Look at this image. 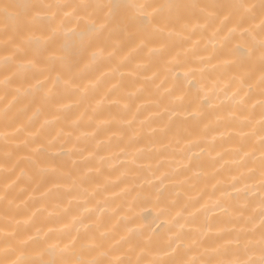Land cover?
Segmentation results:
<instances>
[{
  "label": "bare ground",
  "instance_id": "obj_1",
  "mask_svg": "<svg viewBox=\"0 0 264 264\" xmlns=\"http://www.w3.org/2000/svg\"><path fill=\"white\" fill-rule=\"evenodd\" d=\"M174 2L227 4L237 0ZM248 2L258 4L259 0ZM205 23L193 16L190 27L172 38L163 57L150 53L159 43L141 47L140 38L127 32L105 34L87 54L103 49L102 55L79 81L82 87L89 81L95 87L61 91L56 105L45 102L40 94L26 93V79H17L7 92L0 85V241L5 233L27 239L37 229L41 237L49 230L58 236L65 232L75 236L79 229L86 243L87 236L106 232L101 251L108 256L85 253V259L115 256L133 264L137 260L151 264L167 259L168 236L185 224L186 242L199 243L184 258L200 261L208 259L206 248L225 245L229 230L235 237L241 228H250L245 225L248 217L259 223L264 196L259 186L264 86L259 83L258 66H220L231 59L220 55L227 29L219 31V22L197 27ZM252 23L259 24V19ZM237 42L234 39L232 44ZM72 59L81 69L89 63L80 55ZM247 72L253 73L251 78ZM5 75L11 74L0 70V81ZM180 96L182 103L177 99ZM59 105L70 107L56 112ZM173 110L178 114L172 115ZM58 134L62 139L55 148L37 151ZM52 157L47 170L33 163ZM250 169L255 173L250 175ZM225 192L233 193L226 213L212 207ZM240 216L244 219L238 220ZM122 237L128 242H121ZM148 237L151 245L143 243ZM252 239H259L258 231ZM64 243L69 240L60 246ZM259 256L258 248L245 253L243 247L237 252L233 245L228 255L218 259L258 260Z\"/></svg>",
  "mask_w": 264,
  "mask_h": 264
},
{
  "label": "snow or ice",
  "instance_id": "obj_2",
  "mask_svg": "<svg viewBox=\"0 0 264 264\" xmlns=\"http://www.w3.org/2000/svg\"><path fill=\"white\" fill-rule=\"evenodd\" d=\"M193 16L206 22L205 25L197 24V27H206L208 24L219 22L221 25L219 31L227 29L220 55L231 59L223 60L220 66L225 69L232 67L250 69L258 66L259 83L264 86V0H259L258 4L249 3L248 0H237L227 4H187L174 0L160 3H141L139 0H107V2L95 0V2L79 3L62 2V0L3 2L0 3V25H2L0 52L5 55L0 57V70L11 75H5L0 85L7 92L9 86L17 79H26L28 81L26 93L40 94L45 102L56 105L61 91L75 93L86 91L89 86L95 87L91 81L89 85L82 87L79 81L82 80L85 70L94 65L97 57L102 55L103 49L87 54L88 50L95 46L96 41L105 34L111 37L116 32H127L130 36L140 38L141 47H147L148 43H159L160 47L150 49V53L163 57L168 51L172 38L190 27V19ZM257 19L259 24L252 23ZM230 24L232 26L228 27ZM234 39L238 40L235 45L232 44ZM74 55H80L82 59L89 61L84 69L72 59ZM246 75L251 78L253 73L247 72ZM240 82L243 84L244 80L241 79ZM192 87H197L195 81L192 82ZM16 92L19 95L20 89ZM177 99L182 103L184 97L180 96ZM260 106L259 124L262 134L259 138L261 152L259 186L264 190V100L260 101ZM69 107L70 105H59L55 107V111L60 112ZM7 111L8 109L5 110V114ZM177 114L176 110L172 111V115ZM156 131L155 128L151 129L153 133ZM61 139L62 136L58 134L55 140L48 142L46 148L42 146L37 151L45 152L55 148L56 141ZM92 155L94 154L90 153V156ZM54 159V157L41 159L33 163L44 165L43 170H47V166L53 163ZM75 163L73 161V165ZM52 171L56 173L57 169L53 168ZM255 171L250 169V175ZM236 179L233 177L234 181ZM234 191L239 193L240 190L234 188ZM222 195L223 199L216 200L212 207L226 213L229 211L227 201L232 198L233 193L225 192ZM202 210H206V206H202ZM237 219L244 218L240 216ZM245 225L251 227L241 228L235 237L231 236L229 230L225 245L211 250L206 248L208 259L197 261L184 258L193 245L199 242L196 240L186 242L184 236L186 225L180 224V230L168 236L164 245L167 249L164 256L167 259L155 260L151 264H264V196L260 200L259 223L256 224L253 217H248ZM85 229L87 231V226ZM257 231L259 239L254 240L252 235ZM106 235V232H99L98 236H87L88 242L85 243L82 242L79 229L76 230L75 236L71 232L58 236L49 230L43 237L37 229L36 234L28 236L27 239H20L17 233H5L3 240L0 241L2 245L0 264H133L131 260L125 261L115 256L107 260L97 257L84 258L85 253L91 255L93 252H99L100 256H108V252L101 251L105 248ZM65 239L69 240V243H64L61 247ZM121 242L127 243L128 238L122 237ZM143 243L151 245L152 238L148 237ZM233 245L237 252L243 247L245 253L258 248L259 259L253 257L246 260L218 259L220 255H228ZM113 250L109 249V251ZM135 264L141 262L137 260Z\"/></svg>",
  "mask_w": 264,
  "mask_h": 264
}]
</instances>
